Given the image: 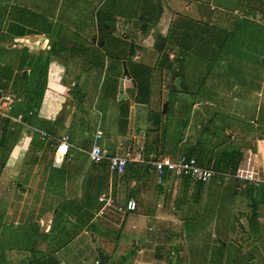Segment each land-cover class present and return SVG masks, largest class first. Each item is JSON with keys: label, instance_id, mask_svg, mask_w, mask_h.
<instances>
[{"label": "rangeland", "instance_id": "rangeland-1", "mask_svg": "<svg viewBox=\"0 0 264 264\" xmlns=\"http://www.w3.org/2000/svg\"><path fill=\"white\" fill-rule=\"evenodd\" d=\"M7 1L12 2L13 6L38 11L46 19L51 18L55 33L62 29L72 41L73 49L60 54L65 60L55 59L54 69H47L45 88L52 87L56 83L57 75H61V79L64 81H61V84L69 86L72 82H76L79 92L84 93V97L81 99L72 97L69 91L63 95L64 103L60 115L71 118L74 130L87 126V131L93 134L94 128L97 126L106 138L114 140L116 137H118L116 139L126 137L134 140L139 134L144 136L145 142V131L147 127L152 128L148 122L149 114L161 111L160 124L157 127V138L159 139L157 153L168 155L173 159L199 138L197 135L199 129L194 128V124L202 119L201 113L206 117L214 114L216 124L221 125L229 135L227 140L229 142L224 143L227 147L236 144L234 142H238L242 134L248 131L244 136V142L249 146L247 149H241L242 154L245 156L244 151L246 150L254 152L257 156L255 158L257 166L264 171V24L258 21V17L249 19L250 21L246 20L244 16L240 17L242 14L239 15V8L233 0ZM157 3L161 6L159 13ZM1 10L2 6L0 5V12ZM104 14H108L113 19V26H110L112 32L108 36L102 35L96 29V23H99L97 20H102L101 16ZM36 18L38 23L43 20L40 15ZM44 21L45 19L40 24V29L45 28ZM65 21L67 24L64 25L70 28V32L62 27ZM181 21H190L193 26L196 24L195 22L200 21L201 24L205 22L209 26L224 29L229 33V37L225 43V51L223 49L220 59L217 58V61L220 60V62L215 65L212 63V59L201 60L198 55L187 53L183 56V71L186 73L183 85L186 88V93H175L173 92L174 73L172 70H166L165 66L168 61L163 63V67H158V64H155L159 55L154 53L151 44L158 32L163 35L170 25ZM102 22L100 21L99 24L102 25ZM0 31L2 32V30ZM172 40H169V44L173 43ZM98 41L102 42L100 46ZM129 43L138 46L134 49L132 61L160 69L159 71L155 69L156 71L152 74L150 103L147 106H138L132 102L133 88L129 76L123 81L125 91H122V94H125V97L119 99L123 100L120 104L117 102L118 80L122 72L119 60L124 57ZM8 47L9 45L0 43V64L16 68L20 74L26 67L30 71L32 67H35L38 69L37 75L41 74L44 57L47 54L45 49H41L36 57L29 58L25 46L21 45L18 48L16 44H13L11 48ZM114 53L118 57L112 60L109 55ZM93 55H99L100 59H103V65L99 66L98 62L95 67L85 71L90 64L89 58ZM167 55L168 60L173 56L172 52H167ZM159 60L161 61V58ZM20 74L18 73L17 76ZM206 74L207 77L203 79ZM27 79L29 82L25 83L21 78H18L17 85H14V92H17L18 89L28 91L32 79L31 73ZM162 104H166L164 112H162ZM12 106L16 107L15 101L12 102ZM33 121L35 126L42 129L50 125L46 121ZM200 121L201 123L205 122L204 119ZM209 128L212 130V126ZM124 131L127 132L125 133L127 135L124 134ZM77 133L81 135L82 132L78 131ZM180 138L182 141L177 144ZM211 142L214 146L219 144V135L214 133ZM23 148L24 146L20 147V149ZM15 166H13L11 174L16 172ZM179 189V178H175L171 174H166L159 184H155L149 175V182H146L141 189L139 200H145V202L156 200L159 204V207H156L157 214L166 216L162 220L165 224L164 229L157 233L160 234L157 235V245L165 246L171 252L173 251L172 244H178L180 250L177 256L180 258V264H190L194 259L199 262L205 260L206 263V259L192 250L193 246L198 247L197 238L190 237L189 234L192 233L186 236L188 238L183 236L182 224L178 218H183L186 214L181 212L177 206L181 198ZM190 190L192 191V189ZM220 190L221 188L216 189L212 183H207L195 211L197 210V214L202 215L201 212L207 210L209 211L205 212L207 215L212 214V217L219 221V224L216 222V225L211 223L209 226L211 239L215 238V242L224 241L233 249L238 246L242 248L247 239L246 232H248V201L239 196L234 200H218L216 192L220 193ZM5 192L9 197L12 193L11 199L14 198L13 200L22 197L17 189L8 187ZM93 198L85 197L84 199L82 197L80 200H94ZM118 198V200H124L125 194H120ZM49 200H63V197L61 193L53 194ZM161 200H164L162 204ZM94 205H97L96 202ZM99 207L100 204L97 205V208ZM60 208L53 215L55 228H59L63 223L59 220L62 216L59 212ZM113 211L110 208L109 211H104L103 219L93 220L94 230L89 228L91 231L89 230L85 237L81 236L82 228L79 227L83 224L80 219L85 220L87 215H81L77 223L75 222L77 218L73 221L68 218L69 229L63 231L60 237L56 236V241L50 247V251L54 252V258L63 264H94L98 255L103 254L108 255L109 260L116 261L117 250L109 251L110 246L113 245L112 242L102 240L104 246L101 245L98 250L92 243L90 234L94 233L93 239L96 238L98 241L97 225L108 233L110 239L120 224H122V229L118 235L119 239L125 235L126 240L129 241L138 236L139 232L130 228L138 221V216L135 213H129L124 218L123 213L118 215ZM258 214L260 219L264 218V206L258 208ZM196 220L198 221V218ZM148 222L152 224L153 221L149 220ZM167 223L171 225V235L166 232ZM231 227L233 228L231 229ZM163 232L167 234L162 236ZM262 233L264 235V232ZM83 238H86L89 246L84 244ZM22 243L12 241L7 244V247L9 251L11 248L27 249L28 246H24ZM195 243L197 244L194 245ZM250 246L249 243L248 250ZM243 251L240 250V259L243 260L239 259V261L245 264L244 258L247 254H243ZM257 252L255 264H264V247H259ZM22 254L26 255L27 253L23 252ZM8 255L11 256V254ZM227 256L229 255L227 254ZM25 257L31 259L28 254ZM24 258L22 259L24 260ZM103 264H107V262L103 261Z\"/></svg>", "mask_w": 264, "mask_h": 264}, {"label": "trees", "instance_id": "trees-1", "mask_svg": "<svg viewBox=\"0 0 264 264\" xmlns=\"http://www.w3.org/2000/svg\"><path fill=\"white\" fill-rule=\"evenodd\" d=\"M233 1L239 8V15L242 14L240 17L244 16L248 21H250L249 19L258 17V21L262 22L261 24H264V0ZM157 7L159 13L161 11V6L159 5V3H157ZM101 19L102 20H97V22L99 23L100 21H103L102 25L96 23L97 31L105 36L111 35L112 28L110 26H113V19L108 14L102 15ZM188 22H174L167 28L166 32L163 35L158 32L153 38L151 44L154 53L156 55H159L157 63L155 64H158V67H163V63L165 61H168L167 66H165L166 70H172L174 73L173 92L175 93H186V88L183 85V79H185L186 77V73L183 71V56L187 53L196 56L198 55L201 60L212 59V63L215 65L217 62H220V60L217 61V58L220 59L221 53H223V49L225 51V43L229 37L228 32L216 26H209L205 22V24H201L199 23L200 21L195 22L196 26H193L190 21ZM170 39H173L172 44H169ZM136 47L138 48V46L129 43L127 45V51L124 57L122 59L120 58L119 63H121V61L125 62V67L127 69L133 88V93L131 96L132 102L136 105L147 106L150 103V86L152 81V74L154 71H159L160 69L158 67L156 68L155 66H149L140 62L132 61L131 58L134 55V49ZM72 49V46L67 47L60 43H53L49 45L46 51L47 54L44 57V67L40 71L41 74L37 75L38 69H35V67H32L31 71H29L31 73L32 79L30 81V89L28 91H22L21 89H18L17 92H14V85H17V79H20L21 77L19 75L15 76L13 74L12 66H9L7 64H0V89L13 96L14 100L17 99L15 100L16 107L14 108L12 106L11 108V115L14 116L20 113L22 115V122H24L26 125L34 126L33 120H36V112L39 109L43 92L45 90L48 63H50L53 58L64 61V57H61L60 54L67 51L69 52ZM167 52H172L173 54L172 58H170L169 60ZM117 57L118 56L115 53L109 55V58L112 60L117 59ZM160 58L161 61L159 60ZM89 59L90 64L85 69V71H88L95 67L96 63L98 64V62L99 66L103 65V59H100L99 55H93V57ZM205 77H207V74L203 77V79H205ZM176 79H178L177 83L175 82ZM21 80L23 79L21 78ZM28 82L29 80L27 79V83ZM76 87L77 84L75 82L70 92H73L76 98L78 94L79 99L80 97H84V93L77 92ZM122 101L123 100H118L117 102L120 104V102ZM28 112H30L32 116H27ZM201 115V118L204 119L205 122L201 123L200 120L202 119H200L197 124H194V128L199 129V131H197V135L199 138L194 143L187 146L184 149L183 153L177 155H183L187 158H193L197 166L210 168L216 172L226 174L228 175V177L226 179L217 177L207 182H196L191 188L189 187L188 178L179 177V197L181 198L179 199L180 202L179 204H177V206L180 208L181 212L186 214L185 217L178 218L182 224L183 236L184 238H188L186 236H188L189 233H192L189 234L190 237H194V239L196 237L198 240V247L195 248L193 246V252L198 253L199 256L201 255L203 259H206V263L204 262L205 260L199 262L198 260L196 261V259H194V261L190 264H242L239 261L241 255V246L233 249L224 241L215 242V238H210V224L213 223L216 225V222L219 224V221L214 219L212 217V214L207 215V213L209 212L207 210H203L201 212L202 215L197 214V210L195 211L196 206H198L200 195L203 192L205 185L209 182L212 183V185L216 189L221 188L220 193L216 192V194L218 195V200H234L235 197L239 196L242 199L248 201L249 213L247 216L248 232H246V241L251 238V246L248 250L247 244L246 249L243 251V254H247L244 258V261L246 262L245 264H255L256 255H258L256 253H258L257 251L259 247H264V235L262 233L264 232V218H261L263 220L262 221L258 214V208L260 206H264V183L255 187L252 184L245 182L243 184V187L241 188L239 186L240 182L231 177V175L234 174V171L237 168L239 162L241 161L243 155L241 149H247L249 146V144H246L244 142V136L248 133V131L242 134V137L238 142H234L236 144H231L227 147L224 143L229 142L227 141L229 139V135L226 134L221 125L219 126L216 124L215 115H209L208 117H206L203 113H201ZM160 117L161 111L150 113L148 116V122L151 124L152 128L147 127L145 131V142L143 144L141 152L145 160L148 159V156L150 154L154 156L159 154L157 153L159 147L157 127L160 124ZM210 126H212V130H210ZM43 131L46 135L49 136L48 139L39 140L37 139V133H33L28 142L27 151L33 152L42 148L51 150L52 148H55L57 146L58 142L56 140V133L54 128L48 126L45 127ZM214 133L219 135L220 139V143L215 146L211 142V137L214 136ZM20 138L21 126L19 124L12 123L7 118L0 117V172L2 169V165L5 164L8 158L9 153L11 152L12 148L17 145V143H19ZM181 141L182 138L178 139L177 144ZM223 144L224 146H222ZM62 150L63 145H61L55 153L54 165L56 163L55 160L57 156H62V154L60 155V153H62ZM67 153L68 149L65 155ZM90 165L100 168L101 173L106 170L104 162L99 164L90 163ZM149 172L150 168L145 164L128 163L119 176H117L115 173H112V175L114 181L116 177L131 181L133 179L138 180L143 176H147ZM258 172L261 179L264 181V171L261 167H258ZM189 188L192 189V191ZM130 194L132 195V193ZM196 218H198V221L196 220ZM1 219L2 214H0V221ZM79 219L80 217H78L75 222L77 223ZM92 219L91 217H86L85 220L80 219L83 224L81 223L82 225L79 228H85L86 233L89 232V228H92L93 231L95 223H93ZM232 222L234 223L233 220ZM232 228L233 227H231V229ZM96 229L98 236L104 239H110L108 233L106 231H103V229H101V226L97 225ZM119 230L120 227L116 230V232H114V235L110 236L112 239V244L116 243L119 239ZM262 235L263 237H261ZM46 238L47 237H45V239ZM55 238L56 237H51L50 239L54 242L56 241ZM196 244L197 243H195L194 245ZM172 248L173 251L170 252L169 249H167L165 246L155 245L152 250L150 264H180V258L177 256L180 247L178 244H172ZM96 249L98 250L99 247H96ZM8 250L9 248L7 249V251ZM3 251L4 250H0V264H7L5 260L9 257H11L12 259L10 264H60L59 260L54 258V252L50 251V249L35 253L36 256L34 252H28L27 254L28 256H31V259H29L28 257L24 258V256H27V254L23 255V252H20V250L16 248H11L10 253H5ZM8 254H11V256H9ZM227 254L229 256H227ZM130 255L131 252L124 255L123 257H120L119 259L120 261L122 260L123 263L129 264L131 262ZM104 257V261H110L108 255H104ZM22 258H24V260ZM240 260L242 261L243 259ZM97 262L98 259H95L93 263L97 264ZM111 264L114 263L112 262Z\"/></svg>", "mask_w": 264, "mask_h": 264}, {"label": "crops", "instance_id": "crops-1", "mask_svg": "<svg viewBox=\"0 0 264 264\" xmlns=\"http://www.w3.org/2000/svg\"><path fill=\"white\" fill-rule=\"evenodd\" d=\"M0 5L2 6L0 12V30H2V32L0 31V43L9 45L8 48H11L13 44H16L18 48L23 45L26 47V51L29 53L28 57L30 58L36 57L41 49L47 51L49 45L53 43H60L67 47L72 45V41L65 35L62 29L61 33V30L55 33L51 18L46 19L43 14H39L38 11L35 12L29 8L23 9L21 6H13L12 2L9 3L7 0L2 2L0 0ZM12 7L13 9H11ZM39 11L42 13L41 10ZM39 15L40 18L45 19L44 29L39 28L43 22L42 20L41 23H38L36 17ZM64 24H67L66 21L62 24L63 29L70 32V28ZM31 38L41 39L30 42L29 39ZM54 60L55 58L51 60L47 69H54ZM23 71L27 72L26 76L30 73L27 67ZM18 73L20 74V71L13 68V74L17 76ZM55 80L56 83L52 87L50 86V88L47 86L43 92L39 109L36 112V120L46 121L47 124H50L49 126L54 128L58 142L57 146L51 150L42 148L33 152L27 151V145L32 134L37 133V139L41 140L39 132H45L35 125H26L22 122V124H19L21 126L19 143L12 148L5 164L2 165L0 172V214H2L0 221V250L10 253L9 250L7 251V244L12 241L24 242L22 244L28 246L27 249L20 250V252L24 253L31 251L38 253L50 249L53 245V241L50 238L59 237L63 231L69 229V219L73 221L83 214H86L87 218H93L92 220L94 221L100 218L103 219L102 215L105 213L104 211H109L110 208L103 211L101 209L102 202H98L97 198L100 195H104L112 199L111 209L118 215L123 213L125 202L128 199L133 200L136 204V210L130 212V214L135 213L138 216L137 223L130 227L132 230L136 229L139 232L138 236L127 241L124 235L111 245L110 252L117 250V259L112 262L114 264H127L123 263L122 260L120 261L119 258L131 252V262L129 264H150V253H152L153 247L157 245V237L160 235L157 233L164 229L165 224L162 220L166 217L157 214L156 207H159V204L156 200H148L146 202L145 200H139L141 189L146 182H149V175H151L152 181L156 184L152 171L147 176H143L138 180L133 179L129 181L116 177L114 181L112 173H109L107 170L101 173L100 168L90 165L86 156V151L92 144L98 145L111 154L120 153V148L124 141L130 142L134 149L142 152L144 136L138 134V137L134 140L126 137L120 139H116L118 138L116 137L112 140L109 137H104L102 130L97 126L94 128V132L92 131L93 134L87 131V126L74 130L72 128L73 124L70 121L71 118L61 116L60 111L64 103L63 95L68 91L71 93L70 91L75 82L69 85L70 88L64 85V83L61 84V81H63L61 75H57ZM76 91L79 92L78 87H76ZM122 91H125L123 86ZM71 96H75L73 92ZM77 98L79 99V94ZM10 111L8 115L13 117ZM27 116L30 117L32 115L27 114ZM78 131L82 132L81 135L77 133ZM96 131H99L101 134L99 139H94ZM125 133L127 132L124 131ZM64 136L67 137L66 141L59 144ZM61 145H63L62 153H60L62 156H57L54 165L55 153ZM22 146L24 148L20 149ZM67 149L68 153L65 155ZM254 155L257 158L256 154ZM13 166L16 167V172L11 174ZM8 187L17 189L22 197L16 198L17 200L11 199L12 193L9 197L5 192ZM60 193L63 200H49V197L53 194L59 195ZM120 194H125L124 200H118ZM27 195L28 197H26ZM82 197L84 199L85 197H88V199L89 197H94V200H80ZM163 201L161 200V204ZM95 202L97 205L100 204L99 208H97V205H94ZM59 207H61L59 212L62 215L59 220L63 223H61L59 228H55L53 223L55 218L53 215L58 212ZM127 214L129 213L125 212L122 215L125 218ZM149 220L153 221L152 224L148 222ZM119 227V232H121L122 224L117 226V228ZM167 227L166 232L171 235V225L167 223ZM166 232H163L162 236H165ZM80 233L83 237L87 236L85 228H82ZM45 237L47 238L45 239ZM102 240L112 242V239H104L100 236H98L97 241L96 238L93 239L92 235V243L94 245L95 241L99 243V246L95 247L104 246ZM83 242L86 246H89L86 238H83ZM11 260V257L6 258L5 262L8 264ZM112 262L110 260L107 264H111ZM59 263L63 264L61 261Z\"/></svg>", "mask_w": 264, "mask_h": 264}, {"label": "built area", "instance_id": "built-area-1", "mask_svg": "<svg viewBox=\"0 0 264 264\" xmlns=\"http://www.w3.org/2000/svg\"><path fill=\"white\" fill-rule=\"evenodd\" d=\"M13 101V96L0 89V117L7 118L17 124H22V115L20 113L13 117L8 115ZM27 114L30 115V112ZM100 136V132L96 131L94 139H99ZM39 137L43 140L47 139L49 136L43 132H39ZM66 139L67 137L64 136L62 140H60L59 144H61V142H65ZM120 150V153L109 154L105 149L100 148L96 144H92L88 147L86 156L88 162L91 164L104 162L106 170L109 173H115L116 175H120L128 163L145 164L150 168V171H152L156 184L161 183L163 176L167 173L172 174L176 178H188L190 188L196 182H207L217 177H222L224 179L228 177V175L216 172L210 168L199 167L196 165L193 158H187L183 155H177L171 159L167 155L158 154L154 156L150 154L148 159L145 160L140 150L134 149L133 145L128 141L123 142ZM244 152L245 156L242 155L241 161L231 177L240 182L239 186L241 188L245 182L250 183L255 187L259 186L264 183V181L259 175L255 155L251 153L250 150H246ZM97 200L98 202H102L101 209L103 211L104 209L107 210L108 208H112L113 202L110 197L100 195ZM135 209V202L128 199L124 204L123 213H130L135 211Z\"/></svg>", "mask_w": 264, "mask_h": 264}, {"label": "water", "instance_id": "water-1", "mask_svg": "<svg viewBox=\"0 0 264 264\" xmlns=\"http://www.w3.org/2000/svg\"><path fill=\"white\" fill-rule=\"evenodd\" d=\"M41 38H31L29 39L30 42H34L36 40H40ZM102 42L101 41H98V45L100 46ZM121 68H122V72L120 74V78L118 80V88H117V91H118V98H124V94H122V86H123V81L125 79L128 78V72H127V69L125 67V62L124 61H121ZM27 72L26 71H22L21 72V78L24 80V82L26 83L27 81ZM175 82L177 83L178 82V79L175 80ZM165 107H166V104H162V112H164L165 110ZM90 237L92 238V234H90ZM94 241V240H93ZM251 242V238H249L243 245H242V251L245 249V246L247 243H250ZM95 243V246H99V243L97 241L94 242ZM103 260H104V255L102 254H99L98 255V262L97 264H103Z\"/></svg>", "mask_w": 264, "mask_h": 264}]
</instances>
